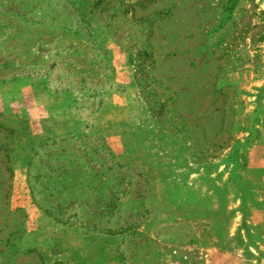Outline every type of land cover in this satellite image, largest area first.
<instances>
[{
  "label": "rangeland",
  "instance_id": "374dc122",
  "mask_svg": "<svg viewBox=\"0 0 264 264\" xmlns=\"http://www.w3.org/2000/svg\"><path fill=\"white\" fill-rule=\"evenodd\" d=\"M0 264H264V0H0Z\"/></svg>",
  "mask_w": 264,
  "mask_h": 264
},
{
  "label": "trees",
  "instance_id": "16d2710c",
  "mask_svg": "<svg viewBox=\"0 0 264 264\" xmlns=\"http://www.w3.org/2000/svg\"><path fill=\"white\" fill-rule=\"evenodd\" d=\"M220 108L217 107V108H214V109H211L209 110V112L205 113V114H208V113H212L213 111H216V110H219ZM226 118L224 117L223 120H222V124L221 126H226ZM196 127L198 128H201L200 125H195ZM228 138L226 139H223V140H220V142H217L214 146L212 147H209L205 149V151H208L210 150V148H212L214 151H220V150H224L225 148L229 147L230 144L228 143ZM202 142V141H201ZM238 190L241 192V194H244V190L241 188V186L238 187ZM245 204V203H244ZM260 227V226H259ZM259 227H256L259 228ZM262 233L260 232H251L249 228L246 229V232H245V235H244V239L246 240V247H244V255H245V258L247 259L248 262H251L253 259H255V255L253 254V252L249 249V246L247 245V241H249L250 243L252 244H255L256 241L260 242L263 240L262 238ZM256 261H259L258 259Z\"/></svg>",
  "mask_w": 264,
  "mask_h": 264
}]
</instances>
